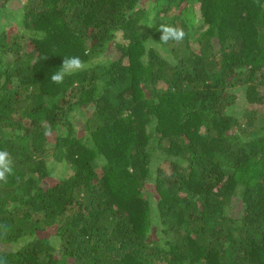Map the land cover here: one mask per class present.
Masks as SVG:
<instances>
[{"label": "trees", "instance_id": "16d2710c", "mask_svg": "<svg viewBox=\"0 0 264 264\" xmlns=\"http://www.w3.org/2000/svg\"><path fill=\"white\" fill-rule=\"evenodd\" d=\"M10 1L0 264H264V0Z\"/></svg>", "mask_w": 264, "mask_h": 264}, {"label": "clouds", "instance_id": "9594fccd", "mask_svg": "<svg viewBox=\"0 0 264 264\" xmlns=\"http://www.w3.org/2000/svg\"><path fill=\"white\" fill-rule=\"evenodd\" d=\"M159 31L160 42L164 44L169 41L182 42L186 35L183 28L173 25H161ZM84 70H86V62L79 56L64 57L62 66L51 75L50 79L53 83L61 84L66 76ZM11 175H13L12 157L7 150H0V181L7 183V178Z\"/></svg>", "mask_w": 264, "mask_h": 264}, {"label": "rangeland", "instance_id": "374dc122", "mask_svg": "<svg viewBox=\"0 0 264 264\" xmlns=\"http://www.w3.org/2000/svg\"><path fill=\"white\" fill-rule=\"evenodd\" d=\"M145 1V0H144ZM145 2H147V1H145ZM144 2V4H147V3H145ZM18 4H19V0H11L10 1V3L8 4V7L9 8H11V9H13V8H17V6H18ZM142 4H143V2H142ZM143 4V5H144ZM238 95H239V100H238V106H237V108H235V110H240V111H238V112H236V114L238 115V116H244L245 114H244V112H245V110H246V107L245 106H243V105H245V103H244V97H243V92H242V90H240V92L238 93ZM245 108V109H244ZM262 111H264V108H262L261 109ZM256 121H258V123H264V112L263 113H261V114H259L257 117H256ZM57 174H59V172H57ZM54 181V180H53ZM50 182H52V181H50Z\"/></svg>", "mask_w": 264, "mask_h": 264}]
</instances>
